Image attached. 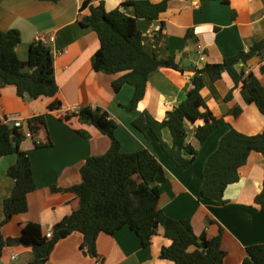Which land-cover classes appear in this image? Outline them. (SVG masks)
<instances>
[{
	"label": "crops",
	"instance_id": "1",
	"mask_svg": "<svg viewBox=\"0 0 264 264\" xmlns=\"http://www.w3.org/2000/svg\"><path fill=\"white\" fill-rule=\"evenodd\" d=\"M85 0H0V29H17L20 43L16 52L20 60L27 59L28 48L39 36L53 53L54 77L58 91L53 97L32 99L17 95L15 87H0V117L18 114L23 119L42 116L43 123L31 138H23L20 148L30 159L35 189L28 193V208L14 215L1 226L5 238H16L20 224L33 221L41 225L43 233L76 210L78 197L70 191H51L56 185L70 187L80 180L79 170L84 159L101 156L110 147V139L100 134L92 125L81 124L77 117L64 121V109L89 105L106 111L115 123L114 136L122 152L149 150L162 164L166 179L159 184L158 208L174 219H188L196 235L205 233L208 238L222 229L221 248L226 255L222 264H242L245 247L264 243V212L258 209L254 196L262 188L264 156L251 151L239 169V179L224 191L225 203L200 197L203 167L207 157L216 149L220 137L230 128L246 135L264 129V115L253 104L244 102L240 88L233 89L227 73L212 81L204 74L201 95L214 116H224L225 124L213 130L200 143L195 136L202 120H186V141L197 154L192 163L179 170L162 151L158 140L146 130L140 132L132 121L143 111L161 121L167 111L184 98L192 72L161 67L148 76L146 90L136 109L127 111L123 105L130 100L133 87L124 84L115 92L111 83L120 74H104L92 69L91 57L99 47L96 33L78 24V15H88L89 8L81 9ZM107 12L120 6L121 0H103ZM158 3L161 0H149ZM97 4V1H94ZM124 12L135 16L134 7L128 5ZM137 28L142 33V45L148 53L158 58H173L185 69L202 67L205 63H218L254 43L264 40V0H170L157 19L138 18ZM191 35L187 36V31ZM197 45L203 47L199 58ZM264 48L261 57L254 56L246 64L264 87ZM232 89V96L225 99ZM54 99L59 109H48ZM238 105L241 112L234 117L229 110ZM203 110V109H201ZM76 129H85L91 135L84 138ZM162 138L170 143L167 129ZM15 162V155L0 157V223L3 221L2 201L12 188L13 180L6 173ZM82 234L74 231L60 239L52 249L45 264H94V256L85 253ZM170 240L161 228L142 246L138 236L124 226L113 234L99 233L96 237V256L101 264H172L160 256L162 246ZM33 259L30 247L12 244L4 247L0 264H24Z\"/></svg>",
	"mask_w": 264,
	"mask_h": 264
},
{
	"label": "trees",
	"instance_id": "2",
	"mask_svg": "<svg viewBox=\"0 0 264 264\" xmlns=\"http://www.w3.org/2000/svg\"><path fill=\"white\" fill-rule=\"evenodd\" d=\"M169 1L152 3L149 0H121L119 7L107 12L103 0H85L80 8L88 7L90 13L78 15L77 21L81 27L91 28L99 40V47L91 57L92 69L104 74H120L111 83L115 92L124 84L133 87L130 100L123 105L127 111L136 109L143 98L151 72L161 67L192 72L184 98L166 112L163 120L158 121L143 111L132 121L138 131H150L176 168L184 170L197 154V150L186 141V120L203 121L195 130L200 143L213 130L226 123L224 116L213 115L201 95L204 74L216 81L223 73H227L233 82V89L240 88L244 102L253 103L264 115V87L251 71H246V64L251 58L261 57L264 40L254 43L247 50L225 57L221 62L205 63L202 67L185 69L173 58H158L156 54L144 50L142 33L137 28L136 20L157 19ZM220 1L227 3L229 0ZM128 5L134 7V17L124 12ZM190 31H187V36L191 35ZM19 43L20 33L17 29H0V87L12 85L18 96L32 99L55 96L58 85L50 47L34 40L29 45L27 59L22 61L16 52ZM259 70L264 74L263 64ZM231 96L232 89L225 99L229 100ZM60 106V102L54 99L47 107L55 110ZM240 112L238 105L229 110V114L234 117ZM107 116L106 111L89 105L60 116L64 121L77 117L81 124L94 126L100 134L110 139V147L101 156L84 159L78 183L67 188L56 185L50 187L51 191L73 192L79 200L76 210L50 227L51 237H46L41 225L33 221L20 224V234L16 238H5L2 234L3 223L27 210V195L35 189V183L30 159L20 148L22 134L18 128L0 121V157L15 155V162L6 171L13 185L2 201L4 217L0 223V257L5 246L20 244L30 247L33 252V259L24 264H45L55 244L74 231L82 234V250L95 257L99 233L113 234L127 226L144 247L150 244L152 236L161 228L163 236L170 243L161 247L160 256L172 264H222L226 255L221 248L222 229L210 238L205 233L196 235L188 219H174L162 212L158 208L159 184L166 179L162 164L147 149L122 152L114 136L116 125ZM32 122L31 130L34 132L43 123V117H33ZM163 129L168 130L170 143L162 138ZM76 132L84 138L91 136L85 129H76ZM251 151L264 156V129L246 135L230 127L205 161L200 197L225 203L224 191L228 185L238 181V169L246 163ZM254 202L264 212V174L262 188L254 196ZM244 251L242 264H264V243L246 246Z\"/></svg>",
	"mask_w": 264,
	"mask_h": 264
},
{
	"label": "built area",
	"instance_id": "3",
	"mask_svg": "<svg viewBox=\"0 0 264 264\" xmlns=\"http://www.w3.org/2000/svg\"><path fill=\"white\" fill-rule=\"evenodd\" d=\"M36 40L41 42L42 44L47 43L46 38L43 36H39ZM197 52H198L199 58L203 59V47L201 45H197ZM78 108L74 107V108H70V109H64L63 112H64V114L70 113V112H76L78 110ZM32 118L33 117H30L28 119H23L18 114L8 113V114L1 116L0 121L2 123L7 124V125L18 128V130L22 134L23 138H31L33 136V131L31 130V127L34 124V122H32ZM107 118L111 119V117L109 115L107 116ZM45 236L51 237V230H48L45 233ZM94 258H95L94 264H101V257L95 256Z\"/></svg>",
	"mask_w": 264,
	"mask_h": 264
}]
</instances>
